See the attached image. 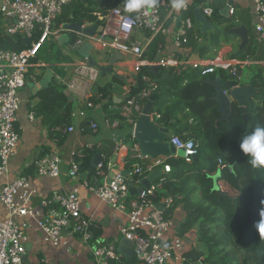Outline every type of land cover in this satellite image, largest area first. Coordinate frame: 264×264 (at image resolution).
<instances>
[{"label":"built area","instance_id":"built-area-1","mask_svg":"<svg viewBox=\"0 0 264 264\" xmlns=\"http://www.w3.org/2000/svg\"><path fill=\"white\" fill-rule=\"evenodd\" d=\"M71 1L1 0L0 14L4 20L11 22L6 27L5 34L10 37L20 35L27 42L28 47L20 52L0 47V179L7 178L10 161L19 143L21 128L17 125V115L21 105L20 93L25 87L29 70L48 67L44 62L36 61L41 48L47 42H55L62 34H69L66 26L54 28L53 25L63 8ZM190 1L185 0V6L176 10L178 12L176 26L168 22L169 12L175 9L167 0H158L154 10L147 14L141 10L131 15L123 6L113 8L105 16L97 14V18L102 21L101 24H85L80 28L97 25L102 27L101 32L95 33L92 37L81 32H74L73 40L66 45V50L77 52L82 46L88 44L92 52L118 53L127 59L120 70L128 69L134 76L138 75L140 69L145 66L182 68V70L200 68L202 76L220 68L235 76L236 67L245 64V61L239 62L220 56L209 60H194L191 50L183 47L187 32L193 29L192 19L182 16L193 6ZM245 1L253 5L256 19L254 30L257 40L260 41L264 39V1ZM214 2L215 0H205L201 8H198L206 18L212 16ZM162 8L167 9L165 17L161 16ZM193 8L197 9L195 6ZM230 13L232 14V10ZM138 32L148 33V36L138 37ZM36 34L39 35L37 40L34 39ZM157 36L164 41L159 45L157 52L161 58L160 62L143 60L141 57L146 46ZM56 66L62 68L65 76L53 70L50 71V76L57 85L63 87L67 98L72 102L73 99H80L84 101L86 108H92L93 104L89 99L96 92L94 89L96 90L100 75L99 70L88 65L87 58L75 61L71 65ZM236 78L241 81L239 73ZM141 81L144 87L139 92L132 94L131 87L125 89L120 106L112 108L118 112L120 118L131 124L132 137L144 103L157 91V84L151 77L143 75ZM223 93L228 95L229 91L223 90ZM77 117L83 120L86 116L84 112L73 111L71 122L51 129L53 135L65 136L76 130L81 133L83 130L80 126L73 125ZM27 118L30 122L40 120L33 112L29 113ZM154 118H158V115L151 113L152 123ZM105 120V126L113 130L119 124L117 119ZM90 128L94 133L97 129L96 124L91 122ZM53 141L57 143V139ZM112 142L114 161L123 172H127L129 168L127 174L115 172L108 177V174L103 171L100 155L101 161L93 169L95 174L91 181L80 179L79 161L83 158L84 152L94 151L100 147V144H86L72 152L68 163L69 178L75 180L79 187L84 188L112 209L126 213L127 222L121 226L119 236L132 243L135 264H169L173 261L183 264L185 262L183 240L176 232L172 233L170 219L165 215L171 209L175 198L168 194L161 195L165 184V178L162 176L170 173V166L166 164L168 158L151 159L140 153L137 143L129 146L117 141L114 136ZM169 142L176 151L183 152L181 159L186 163L190 164L195 159L196 145L192 140H182L172 136ZM170 158L178 157L173 155ZM60 164L59 152L56 148L51 149L35 161L32 177L58 178ZM221 164L218 160V165ZM114 166L111 162L108 163V173L109 168ZM156 170H162L163 175L148 189H142L130 196V188L139 186V183L135 186L130 184L131 176L137 175L143 179ZM31 179L24 175L18 176L12 181H6L0 187V205L7 214L6 218H0V264H25L23 257L26 255L27 238L24 223L26 219L38 221L42 241L46 244L57 247L65 234H71L90 247L92 264H126L123 256L117 252L116 244L93 241V228L96 225L82 213L76 189L65 194L54 195L52 202L57 205L58 211L43 217L42 210H37L32 205L35 191L31 185ZM41 204L43 208L48 205L47 202Z\"/></svg>","mask_w":264,"mask_h":264},{"label":"trees","instance_id":"trees-1","mask_svg":"<svg viewBox=\"0 0 264 264\" xmlns=\"http://www.w3.org/2000/svg\"><path fill=\"white\" fill-rule=\"evenodd\" d=\"M171 2V0H167ZM197 1V0H196ZM224 0H217L213 5L212 16L207 18L213 27L209 36L201 33L199 23L194 21L193 6L183 13V17H190L195 25L185 36L183 47L189 48L192 55L200 60L212 59L211 51H216L222 43L231 36L228 32L238 27L234 19L223 20L219 11ZM264 1V0H263ZM124 6V0H72L65 6L61 14L54 21V28L59 26L85 24H101L97 14L105 16L115 7ZM129 13V12H128ZM131 15L134 12L130 13ZM167 9H161V16L165 17ZM169 22V21H168ZM170 23V22H169ZM247 23V22H246ZM251 33V32H250ZM148 36V33H146ZM256 37L249 35L248 44L242 49L235 45L229 60L244 62L256 56ZM39 35H35V40ZM73 39H71L72 41ZM52 42H47L41 48L36 61H43L46 65L70 63L73 56L62 53L56 43V51ZM164 43L160 36L155 37L145 48L142 59L153 62L159 45ZM49 44V45H46ZM0 47L6 50L20 52L28 46L20 35L7 36L0 32ZM73 55L79 56L77 52ZM55 66L53 71L64 76L62 68ZM44 69V68H41ZM236 75L240 72V65L236 67ZM251 75L247 83L238 81L236 75L229 71L217 68L213 73L202 76L200 68H162L152 74L149 66L142 67L136 75V86L132 94H136L143 87L141 76L147 75L155 80L159 98L153 103L151 113L158 115L153 124L157 127L170 130L174 136L182 140H192L196 145V157L190 163L181 158H168L166 164L170 166V173L163 175L165 184L161 195L173 196L174 203L165 214L170 217L177 205L183 207L186 216L177 228V235L184 236L189 230L196 228L197 242L203 249H191L183 253V264H264V236L259 235L255 223L247 227L251 210L259 214L264 200V168H254L249 158L240 150V139L245 132H251L256 127H264V66L254 65L250 68ZM50 75V74H49ZM100 76H104L101 75ZM51 77V76H50ZM219 79L221 88L230 91L236 86L249 84L256 89V96L245 108L247 119H243L236 103L232 104L231 117L228 121H218L220 115L218 105L214 101L215 90L206 80ZM49 86L37 93L38 102L33 108L41 124L47 129L50 136L58 139L61 145L64 135L54 136L51 129L68 125L74 110V102L70 101L63 92V87L57 85L51 77ZM120 84L114 77L102 85L97 84V91L89 99L93 104L101 105L104 112L102 122H95L85 117L79 124L81 133L90 132V123L96 124L99 133L105 129L104 119H117V128L110 129L104 136L105 140L94 151H85L79 161V172L87 174L86 181H91L95 170H91V160L96 153L102 156L103 171L108 174V163L114 153L112 137L117 141L132 146L136 143L132 137V126L118 116V112L111 109L119 107L112 101L113 85ZM98 145V144H95ZM218 160L221 165H218ZM221 175L217 180L219 190L213 191L212 178L217 171ZM129 168H127V172ZM142 177L133 175L130 184L137 185ZM158 180V179H157ZM156 180V181H157ZM227 194L219 197V194ZM259 220V217L257 221ZM101 230L93 228V241L100 240ZM92 241V242H93ZM126 264H135V259L125 260ZM40 264H45L42 260Z\"/></svg>","mask_w":264,"mask_h":264},{"label":"crops","instance_id":"crops-1","mask_svg":"<svg viewBox=\"0 0 264 264\" xmlns=\"http://www.w3.org/2000/svg\"><path fill=\"white\" fill-rule=\"evenodd\" d=\"M228 1L230 5L228 7V10L225 11L224 8L225 6H227ZM190 3L197 9H200L203 5L200 0H191ZM230 10H232V14L230 13ZM219 15L223 20H236L238 22V27L243 26L246 29L248 38L250 34L252 36H257L254 30L256 19L254 16L252 3L247 2L245 0H224L223 5L219 11ZM169 16L170 24L173 23L174 26H176V22L178 20V12L176 10H172L171 12H169ZM10 23V21L4 20L0 14L1 33L6 35L5 30ZM208 24L209 27H206V29L202 31V24L199 23L201 33H205L207 37L209 36V32L214 30L209 21ZM193 28L195 29L194 24ZM144 35H146V33L144 32L137 33L138 37H143ZM230 36L231 37L228 38L227 41L222 43L216 51L210 52V54L212 55V59L216 56L228 59V54L231 53L233 47L235 45H240L239 38L233 35ZM50 42L57 44V40L55 42ZM256 42V56L258 57V61H254V59L246 60L245 64L240 65L239 75L241 77V80H243L244 77L246 78L245 83H247V81L249 80V77L251 75L250 68L252 66H264V39L258 41L256 37ZM90 54L93 55L95 63L100 66H105L111 57L115 58L114 64L112 66L113 73L118 76H121L124 80L122 82L120 81V84L113 85L112 101L115 105L121 104L124 98L125 89L131 87L133 90L136 86L134 74L128 69H126L125 71L120 70V67L126 64L125 61H127V59L122 57L120 54H117L116 56L115 52L99 53L91 51ZM191 56L194 59L197 55H192L191 53ZM83 59L84 57L81 55L80 57L73 55L72 60L70 63H68V65H71L73 62ZM56 65L57 64L48 65V67L44 68L45 71L41 76H39L40 71H38L41 68L35 69L37 71L34 74L29 71L25 87L20 93L21 105L17 115V125L21 128L19 143L16 148L15 155L10 161L9 174L7 178L4 180L0 179V187L6 181H12L18 176L24 175L26 177H31V185L35 191L34 197L32 199V205L35 209L42 210L41 214L43 215V217H47L50 214L56 213L58 211L57 205L52 202V198L54 195L65 194L76 189L78 192V198L80 201L82 213L86 217L90 218L95 223V225L98 226L101 230L100 240L105 243L116 244L117 246V242L120 240L119 230L121 226L125 225L127 222L126 213L112 209L103 201L89 194L84 188L79 187L77 185V182L73 179H70L68 176V163L71 159L72 152L86 144L95 145L104 142V136H106L110 131V128H107L105 126L106 120L104 119L103 122V126L105 129H101L99 133H79L76 130L72 134L65 135L64 142L59 145L58 139L50 136L47 129L41 124L40 120L37 119L34 122H30L27 118L29 113H32L33 108L37 105V93L41 89L49 86L50 81L52 80L49 74L50 71L53 70ZM112 78L113 75L109 74H106L104 76L99 75V78L96 83V90L94 89V91H97V84L102 85L103 83L109 82ZM73 102V111H75L76 113L84 112L85 116L89 117L90 120H94L95 122H102V119L105 115L103 110L101 109V105H96L93 108H86L84 101L80 99H73ZM81 121L82 120L77 117L74 120L73 125L78 126ZM165 130L168 131L169 139L174 136L170 130ZM54 139H57V143H54ZM54 148L57 149L61 158L60 172L58 178L52 179L32 177L35 161L44 153ZM111 164L115 166L113 168H109L108 177H110V175H114L115 172H119L121 174L124 173L123 170L116 165L114 158H112ZM154 172H160L163 174L162 170H156ZM157 179H155L154 181H156ZM42 202H47L48 205L43 208L41 204ZM6 216L7 214L5 210L0 205V218L4 219L6 218ZM185 216L186 213L183 207L177 205L169 217L172 226V233L176 232L177 234V228L179 227L180 223H182V221L185 219ZM24 223L27 238L25 249L26 247L28 248V251L26 252L27 264H40L41 260L45 264H92L90 247L84 244L76 236L71 234H65L59 242V245L57 247H53L42 241L41 230L39 228L37 220L26 219ZM181 239L184 243L183 252H187L191 249H203L202 246L199 245L197 242L196 228L189 230L184 236L181 237ZM132 259L133 256L131 260ZM169 264L181 263L173 261Z\"/></svg>","mask_w":264,"mask_h":264},{"label":"water","instance_id":"water-1","mask_svg":"<svg viewBox=\"0 0 264 264\" xmlns=\"http://www.w3.org/2000/svg\"><path fill=\"white\" fill-rule=\"evenodd\" d=\"M202 3L205 2V0H200ZM229 1L227 3V6H225L224 10L227 11L229 7ZM194 20L196 22H199L202 24V31L206 29V27H209L207 18L200 12L199 9L194 10ZM67 30L69 31V34L62 35L57 39V44L59 46H63L65 44H68L71 39L74 37V32H81L86 36L92 37L95 33H99L102 30L101 26L97 25H91L88 27H85L81 29L79 26L76 25H67ZM228 35H233L239 38L240 45L239 49H242L244 46L248 44V35L247 31L243 26L232 28L229 30ZM91 48L88 44H85L82 46L78 53L83 56L84 58H87V63L90 66L96 67L101 75H113V77L119 81H123L124 79L121 76H118L113 73L112 66L114 64V57H111L107 64L105 66H100L95 63V59L92 54H90ZM118 53H116L117 56ZM119 55V54H118ZM160 55H156L154 59V63L160 62ZM194 60H199L197 56H195ZM150 72L154 75L156 74L158 70V66H151L149 67ZM206 82L211 85L215 90V96L214 101L218 105V113L220 115L218 121H228L232 115L231 113V107L233 103H236L238 106L240 112L243 114V119L246 120L247 116L245 115V108L246 106L251 102V100L256 96V89L252 87L249 84H245L242 86H238L237 88H234L229 91L228 95H225L223 93V89L221 88L220 82L218 78H215L214 80H206ZM159 98L158 93L152 94L149 99L144 103L142 114L138 117L133 137L138 145L139 151L142 155L148 156L151 159H156L158 157H164V158H170L173 155H176L178 158L183 157V152L181 150L176 151L175 148L171 145L168 138V131L155 126L150 121V114H151V108L153 103L157 101ZM101 158L100 154L96 153L92 160H91V166L90 169L93 170L96 168V166L100 163ZM128 172L122 173L123 175L127 174ZM162 175L160 172H153L151 174H148L145 178H143L139 182V186L136 188L131 187L129 190L130 196H133L140 192L142 189H148L149 186L154 182L155 179L159 178ZM221 175V171L218 170L216 175L212 178L213 180V191H218L219 188L217 187V180ZM87 177V174H81L80 179H85ZM111 177V175H110ZM109 183V180H108ZM226 197L227 194H219V197ZM259 217V214L256 213L254 210H251V218L245 227L244 230L247 229L248 226L255 223ZM28 248L26 247V252ZM117 252L124 257L125 260H130L133 256L132 253V243L124 238H120V240L117 242L116 247ZM23 262L27 264L26 255L23 257Z\"/></svg>","mask_w":264,"mask_h":264},{"label":"clouds","instance_id":"clouds-1","mask_svg":"<svg viewBox=\"0 0 264 264\" xmlns=\"http://www.w3.org/2000/svg\"><path fill=\"white\" fill-rule=\"evenodd\" d=\"M157 3L158 0H124L125 10L129 13L143 10L147 14L154 10ZM184 6L185 0H172L171 2V7L175 10ZM239 147L242 153L249 158L252 167L264 168V127L258 126L251 132H245L240 139ZM261 204L259 220L254 226L259 235L264 236V200L261 201Z\"/></svg>","mask_w":264,"mask_h":264},{"label":"rangeland","instance_id":"rangeland-1","mask_svg":"<svg viewBox=\"0 0 264 264\" xmlns=\"http://www.w3.org/2000/svg\"><path fill=\"white\" fill-rule=\"evenodd\" d=\"M49 44H53L52 45V47H53V50L54 51H56V45H55V43H49ZM49 44H46V45H49ZM67 49V47H66V45H63V47L61 48V51H62V53H66V54H69L70 56H73V52L72 51H70V50H66ZM96 57H97V55H96ZM40 62H43V61H40ZM61 65H68V63H61ZM32 74H34L37 70H35V69H30L29 70ZM38 71H40V75L39 76H41L43 73H44V71H45V69H39ZM244 83L246 82V78L244 77V79L242 80ZM38 83H40V82H38ZM92 195V194H91Z\"/></svg>","mask_w":264,"mask_h":264}]
</instances>
